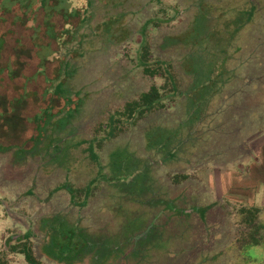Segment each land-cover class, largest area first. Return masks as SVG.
I'll list each match as a JSON object with an SVG mask.
<instances>
[{"label": "rangeland", "instance_id": "rangeland-1", "mask_svg": "<svg viewBox=\"0 0 264 264\" xmlns=\"http://www.w3.org/2000/svg\"><path fill=\"white\" fill-rule=\"evenodd\" d=\"M83 1L48 0L55 32L77 25L73 12ZM40 2L0 0V143L9 144L21 156L36 142V124L45 118L47 106L53 115L50 125L55 127L73 109L66 132H61L71 139L58 146L59 152H50L51 157L44 154L43 145L39 153L19 157L22 160H13L10 152L0 153V254L6 264H29L5 243L9 236L27 230L35 234L32 249L42 264H63L50 259L41 245L44 234L39 220L52 215L95 236L89 241L95 247L86 243V256L76 264H264V244L244 251L235 241L241 227L238 208L264 207V0H252L257 6L254 20L236 38L235 28L249 17L251 3L203 1L204 7L196 11L209 13L205 39L210 43H204L201 54L192 53L196 47L190 40L159 47L164 36L187 37L185 28L192 21L196 0L96 1L102 9L91 24L96 29L100 26L101 33L93 36L90 28H81L80 49L67 54L60 49L58 34L46 30L49 14L44 17ZM104 13L123 14L107 37L102 35L110 29V20L102 26L99 23ZM173 14L175 19L166 21ZM150 18L163 20L147 30L151 61H169L182 90L193 79L191 67L200 82L216 89L206 102L199 98L198 108L187 113L199 116L193 122L186 121L187 100L179 95L167 98L162 109L146 113L136 123H124L114 137L101 141L105 134L101 124H106L110 114L121 111L151 85L160 87L165 82L161 75L143 73L138 65L142 38L138 31ZM67 59L68 71L62 64ZM228 72L231 78L219 81ZM59 81L71 103L54 94L62 88ZM158 133L160 138L170 135L171 145L179 144L174 158H161L164 149L146 148L147 138L155 142ZM80 140L85 142L78 145ZM90 140L96 142L94 151L102 168L89 158ZM112 153H116L114 181L121 182L108 185L98 180L112 174ZM145 162L150 163L146 168L150 177L162 188L159 197L174 200L176 209L184 212H172L161 204L129 203L135 195L128 193L137 189L132 165L140 167ZM64 183L73 191L90 186L85 206L74 205L64 189L50 193ZM83 198L79 194L77 201ZM210 204L205 217L195 210ZM259 220L264 221V208ZM75 251L62 255L72 257Z\"/></svg>", "mask_w": 264, "mask_h": 264}, {"label": "trees", "instance_id": "trees-1", "mask_svg": "<svg viewBox=\"0 0 264 264\" xmlns=\"http://www.w3.org/2000/svg\"><path fill=\"white\" fill-rule=\"evenodd\" d=\"M96 1L100 0H84L81 3V6H79L76 11L73 12V17L78 19L77 25L69 24L67 27H64L59 32L54 31V25L51 21V9L48 4V0H41V8L44 12V17L47 16V22H45L44 26L46 30L50 28L52 35H56V40L58 41V44L60 46V49L64 51V53L67 54V52H70L74 49H80L82 42H83V32H80L81 28L88 27L90 28V33L93 36H98L101 32V27L99 26L98 29L96 27L92 26V20L95 15H97L102 9L101 5H98ZM109 1V0H108ZM123 1V0H122ZM159 3H161V0H157ZM195 3V9L193 11V17L192 21L187 25L185 28L187 32V37H183L181 40L180 38L172 37V36H164L160 43V48L166 47V46H172L176 44H180L182 42L187 43V40H190L191 43L196 47L194 52H197V54L204 53V43H210V39H205V36H208L209 34V28H210V17L209 13L207 11L201 10V13L197 14L196 7L198 9L204 7L201 3L205 0H196ZM249 3H251L252 7L249 13V17L247 20L242 24L241 26H237L235 28V31L233 33V37L236 38L238 33L249 23H251L254 20V17L257 12V6L252 2V0H248ZM120 0H114V3H119ZM106 2L105 4H107ZM47 8V10H45ZM37 9V10H39ZM36 10V11H37ZM3 11L6 13L9 10L7 8L3 9ZM207 12L208 15L205 13ZM36 15V14H35ZM106 13L103 14V20L99 21L100 25H104L106 21L110 20V29L108 32L105 33V36L113 33V30L115 28V24L117 22L116 19H120L123 14L118 13L116 15H108ZM116 16V18H113ZM176 17V14H173L169 18H167L166 21H172ZM107 18V19H106ZM36 20V18L33 20V22ZM163 20L156 19V18H150L145 20V22L141 25V28L138 32L141 34V41L140 46L138 50V65L142 68V72L149 75V76H156L161 75L164 77L165 82L160 86L162 90H160V87L156 85H151L146 91L141 92L137 98L132 99L130 101H127L124 104V107L121 111H116L112 114H110L107 118L106 124H101V127L103 126V130H105L103 138L99 139L101 141L109 140L112 137H114L117 132L121 129L122 125L124 123L128 124H134L139 119L143 118L146 113H149L151 111L159 110L164 107V102L167 98H174L176 96H183L185 100H187V112L185 114L186 121L193 122L198 117H192L189 116L187 113L190 114L189 111L192 113L198 108L199 104H197V100L199 98H203V100L206 102L208 98L213 96V89H216V87H213L212 89H209V82H206L203 84V82H200L201 80L197 79L198 72L195 71V69L191 67L190 73L193 74V79L190 82V85L186 87V89L182 90L179 88L178 81L176 79V75L172 71V65L169 61L163 60L161 58H155L153 61H151L150 57V44L147 40V30L149 26H158ZM95 29V30H94ZM89 33V35H90ZM99 33V34H98ZM185 35V33L181 34ZM70 38V39H66ZM74 43V46L72 45ZM5 45V38L3 40V46ZM198 45V46H197ZM2 46V47H3ZM3 48L0 49V54ZM191 51V50H190ZM190 55V52H189ZM63 70H66L69 64L68 59L63 60ZM194 70V71H193ZM68 71V69L66 70ZM65 71V72H66ZM189 71V70H188ZM208 72V70H207ZM206 75V73H204ZM231 72L226 73V79L220 78L219 81H224L225 83L227 80L231 78L230 76ZM202 75V74H201ZM208 75H214L210 72ZM220 75V74H219ZM218 75H214V79H217ZM222 77V76H221ZM201 79V76L199 77ZM199 80V81H197ZM197 81L196 85H193V82ZM210 81V80H209ZM62 85V82L59 81L60 87ZM55 95H60L64 98L66 103H71V99L68 94H66V90L64 87L61 88V90L58 91V93H54ZM199 94L202 95V97H199ZM212 94V95H211ZM68 100V101H67ZM197 105V106H195ZM76 108V107H75ZM44 116L45 118L41 119V122L36 124V131L39 132V135L37 137V140L30 148H26L24 152H22L21 156L18 155L16 152H12L14 149L11 146L3 145L0 143V153L10 152L13 154V160L21 159L19 157L27 158L29 155H35L36 153H39V147L43 145L46 148H43L44 154H46L48 157H51L53 152H59L58 146L64 142L67 141V139H71V137L67 135H61V132L64 131L66 128V121L68 118H71L73 116V109L69 110L71 114H66L64 118H61L58 120V127L50 125V122L52 120V113H51V107L47 106L44 108ZM202 112V111H200ZM199 112V113H200ZM68 113V112H67ZM69 122V121H68ZM54 128V129H52ZM59 130V132H58ZM61 130V131H60ZM57 133V134H56ZM37 135V133L35 134ZM47 135L50 137L48 141L44 140V137H47ZM148 135V134H147ZM34 136V135H33ZM33 136L31 137V140L33 139ZM53 136V137H52ZM156 136V135H155ZM155 136L153 138H155ZM162 135L159 133L157 134V137L159 140L157 141H151L147 138L146 147L151 150H155L157 152L163 151L162 149L166 150L163 152L162 157L163 159H172L176 155V150L179 146V144H175L173 146L170 144L171 136H164L160 138ZM98 139V138H97ZM97 140V141H99ZM160 141V142H159ZM32 142V141H31ZM69 141H67L68 143ZM85 142L84 140L78 141V145ZM88 146L87 148L90 150L89 152V158L93 160L97 165H99V168H102L104 165H101L99 161V157L94 151V144L96 143L93 140H90L87 142ZM168 145V146H167ZM171 147V148H170ZM39 151V152H38ZM52 152V154L50 153ZM67 152V149L66 151ZM64 152V153H65ZM162 153V152H161ZM15 155V156H14ZM51 155V156H49ZM116 153H112L110 156V163L109 165V171L112 172L110 176L105 175V177L99 178L98 181H105L108 185L112 183H119L121 181L116 180V175L114 174V165L113 159ZM21 159V160H22ZM125 160H128L125 158ZM130 161V160H128ZM162 160H159L160 163ZM112 162V163H111ZM125 162V161H124ZM127 162V161H126ZM132 165L134 169L131 171L133 172L132 179L136 181L137 189L131 190L130 195H135L129 199V203H140L139 205H142L141 203H147V204H161L164 206L165 209H168L175 213H181L184 212L182 210H177L175 207V203L173 200L165 199L164 197H159V195L162 193L161 186L155 181V179H152L148 173L149 169L146 170V168H149L146 164H143L142 166L138 167L136 163H133ZM137 169H141L139 172H135ZM96 177H93L90 179V181L96 180ZM131 180V179H130ZM131 183V181H130ZM126 186H130L129 184H126ZM135 186V185H134ZM70 185H67L64 183V185H60L55 187L50 193H53L55 191L64 189L66 190L69 195L71 202L74 205H78L80 207H83L87 203V198L89 197L92 189L90 186L86 185L84 188H82L80 191H73ZM79 194H83L84 198L81 201H77V196ZM127 194V193H126ZM212 205H207L203 207H196L195 210L202 214V216L205 217V213L210 209ZM264 208V207H263ZM256 205H241V207L238 208V214L240 215V229L238 232V236L235 239L236 245L239 249H244V251L254 245H260L264 244V221L259 220V214L261 210L263 209ZM194 211V210H193ZM56 216V215H55ZM54 215L49 217H43L39 220L38 228L40 231L43 232L44 237H42V247L46 254L49 256L50 259L57 261L59 263L63 264H76L77 262L81 261L80 259L84 258L85 251H83V248L92 247L95 246L90 244L91 240L94 241L95 236L91 235L90 237L87 236L86 232L83 231V228L80 229L76 228V226L69 224L65 219H57ZM35 234L32 230H27L22 235H13L9 236L5 243L7 245V248L10 252H17L24 256V259L29 264H42L35 256L32 249V242L31 237H33ZM15 241L14 244L12 242ZM90 241V242H89ZM88 243L89 246L86 244ZM76 250L73 256L66 257L62 255L63 253L67 251ZM81 254V255H80ZM0 264H6V261L4 259V254H0Z\"/></svg>", "mask_w": 264, "mask_h": 264}, {"label": "flooded vegetation", "instance_id": "flooded-vegetation-1", "mask_svg": "<svg viewBox=\"0 0 264 264\" xmlns=\"http://www.w3.org/2000/svg\"><path fill=\"white\" fill-rule=\"evenodd\" d=\"M68 121H69V118L67 119L66 124L69 123ZM146 148H147V147H146ZM144 164H146L147 166H149L150 163H149V162H145ZM149 167H150V166H149ZM173 202L175 203L174 200H173ZM175 205H176V204H175ZM84 206H85V205H84Z\"/></svg>", "mask_w": 264, "mask_h": 264}, {"label": "crops", "instance_id": "crops-1", "mask_svg": "<svg viewBox=\"0 0 264 264\" xmlns=\"http://www.w3.org/2000/svg\"><path fill=\"white\" fill-rule=\"evenodd\" d=\"M254 202H255V201H254ZM260 202H261V201H260ZM253 204H254V203H253ZM262 204H264V200H262ZM262 204H261V205H262ZM257 205H258V204H257Z\"/></svg>", "mask_w": 264, "mask_h": 264}]
</instances>
